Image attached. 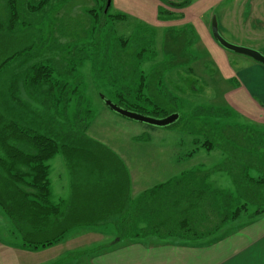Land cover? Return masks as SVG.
Wrapping results in <instances>:
<instances>
[{"label": "trees", "instance_id": "1", "mask_svg": "<svg viewBox=\"0 0 264 264\" xmlns=\"http://www.w3.org/2000/svg\"><path fill=\"white\" fill-rule=\"evenodd\" d=\"M52 2L0 0V206L26 246L35 250L57 245L76 227L70 225L74 221L69 219V211H61L52 201L49 177L50 161L54 157L63 156L73 181L76 178L74 183L85 181L87 187L100 189L102 193H111L118 185L120 173H126L125 164L112 150L88 136L95 113L91 102L79 95L84 90L79 68L91 61L93 71L101 67L99 72L115 77L110 80L119 91V101L115 104L124 109L154 118L176 113L181 117L176 103L179 99L170 92V97L164 96L160 87L163 73L183 65L175 51L168 53L167 62L152 68V76L143 68L150 57L156 58L150 44L148 49L142 45L137 49L123 39L111 52L112 43L108 41L103 55L99 43V47L93 43L90 48L84 44L78 51H74L77 46L68 51L66 47L72 48L70 45L61 50L59 40L50 35L55 46L47 49L54 55L44 58L40 50L50 43L43 33L45 19L41 22L39 16ZM103 2L102 14L107 0ZM183 6L185 4L174 7ZM109 17L112 21L125 20L124 15L111 16L109 11L102 15L105 20ZM100 23L98 21L96 27L99 32L105 26L103 23L100 27ZM81 26L80 22L68 26L71 35L78 36ZM64 28L56 25L54 32L59 31L63 36ZM169 31L180 39V32ZM177 40L172 46L171 42H166V46L176 47ZM57 51L61 52L59 56H56ZM20 84L35 106L20 96ZM75 96H79L77 106L74 113L69 114V105ZM166 98L168 103L163 102ZM3 104H12L15 110L8 113L3 110ZM195 144L196 149L189 156L200 150H219L228 155L222 166L210 172H227L234 191L216 187L215 182L209 181L210 172L205 173L202 168L184 172L174 183L156 187L132 205L126 219L119 222V239L137 238L142 231L144 234L151 229L160 232L171 224L170 235L200 239L220 231L241 216L252 220L264 215L262 136L252 129L225 125L221 136L211 131L205 141L196 139ZM253 170L261 176L254 178ZM252 206L258 208L249 213ZM146 218L149 227L138 232L137 224Z\"/></svg>", "mask_w": 264, "mask_h": 264}, {"label": "rangeland", "instance_id": "2", "mask_svg": "<svg viewBox=\"0 0 264 264\" xmlns=\"http://www.w3.org/2000/svg\"><path fill=\"white\" fill-rule=\"evenodd\" d=\"M67 1L53 0L45 12L39 16L41 22L45 19L43 33L48 43H50L46 47L43 45L44 50H40L44 58L54 55L52 50L47 49L48 47L54 49L55 46L52 44V40H50L51 35L59 40L62 46L61 50L70 45L72 48L66 47L68 51L73 50V47L76 46L77 48L74 51H78L84 44L89 47L90 44L96 43V47H99L100 44L103 55L106 49L105 44L108 41L112 43L110 52L113 46L118 44L121 39L127 40L132 47L137 49H139L140 45H142V48L148 49L150 44L156 58L150 57L144 63L143 68L149 76H152V68H157L159 64H163L169 60L168 53L170 52H177L178 61L183 63L180 67L167 70L160 76L162 93L166 94L164 96L170 97L168 94L170 92L171 96L179 99L176 103L181 115L178 121L166 128L132 121L111 111L103 102L102 96L114 103H118L119 91L117 90V86H113L110 83V80L115 79V77L109 78L102 74V72H99L98 70L101 67L93 71L91 61H88L84 67L78 69V73L84 81V92L81 90L79 95H84L91 102V109L95 113V117L91 121L87 132L88 136L101 140L107 147L116 152L117 155L125 158L130 164L132 172L138 174L144 172L145 175L147 173L151 174L150 181L152 184L164 180L165 177L163 178L162 174V164L164 162L161 163L159 156L162 154L159 151L166 154L175 151V154H180V164H177V162L173 163V167L175 165V173L180 172L181 174L196 168L210 169L211 171L218 165L221 166V163H225V160L223 161L221 151L219 150H215L212 153L203 150L197 156L195 154L189 156V154L196 149V139L202 142L205 141L211 131L221 136V130L225 125H239L240 128L257 131L264 141V122L258 119L256 111L253 112L252 107L249 106L248 110L253 117L245 116L234 107L229 106L227 101L230 100L228 92L236 81L225 79L227 68L228 70L232 68L236 73L242 72V70L250 72L254 65H256V61L252 58L223 48L220 49L221 51H216L211 48L210 44L206 46L202 45V42L201 44L198 43L202 37L194 33L191 27H185V31H178L180 32L178 33L180 39H176L177 48L174 46L171 48L175 43V39L170 41L172 43L171 46L169 44L166 46V43L164 45V38L167 36L165 33L163 34L165 27L154 26L150 22L135 19L126 7L120 9L112 4V8L108 10L110 15H124L126 18L124 21H112L111 17L106 20L102 18V15L108 13L106 11L107 3L103 14L101 13V7L104 4L103 0ZM187 1L188 6L190 4L194 6L199 0H162L158 8L157 19H160L159 21L163 25H169L170 19L180 18V20H185V15L182 12L174 13L173 16L168 8L173 3L180 2L183 4ZM219 1L221 2L216 4V8L213 9L214 16H207L205 19L210 33L212 19L216 17L219 32L226 41L235 46L256 50L264 56V0ZM147 10L150 11L151 9L148 8ZM90 11L96 13L98 17L96 18ZM98 21L101 22L100 27L104 23L103 31L99 32V29H96ZM76 22L82 24V31L78 36H72L68 26L72 27ZM56 25L65 26L63 36L59 31L54 32ZM39 36L42 39L40 33ZM60 53L57 51L56 56H59ZM186 59L188 60L187 62ZM19 87L20 96L31 102L32 106L33 104L35 106L36 104L33 100L27 96L23 84H20ZM78 97L72 98L68 109L69 114L74 113ZM163 102L168 103V99L166 98ZM2 108L8 111V113L15 110L12 104L11 106L3 104ZM170 158L171 156L166 158V162ZM173 158H175L174 155ZM50 165L52 189L54 192H57L59 188L61 189V182L63 180L67 178L66 182H69V175H66L68 170L62 155L54 157L50 161ZM155 176L159 179L154 178ZM213 176L215 180L213 182H216V187L222 189L232 186L230 176H226L224 180L221 179L218 173ZM257 208V206H252L249 213L254 212ZM4 212L0 206V221L1 219H7ZM248 222H250V219L240 220V222L236 223L239 226H243L248 224ZM80 229L82 228H79L77 232H81ZM85 229L105 231L107 233H111L114 230V228L107 227ZM76 230H71L63 237L62 241L70 240V238L74 237L75 233H77ZM229 230L224 229L216 236L207 239L203 238V243H207L213 239L219 240L218 237L224 238L227 236ZM106 238L113 239L114 237L111 235ZM141 238L146 239L145 237ZM187 240L179 241L186 242ZM190 240L189 243L191 244ZM165 243H168V240ZM101 244L104 245L106 243ZM101 247L103 246L97 245L94 247L93 245L89 247L90 249L85 250L84 253H69L55 260L52 264H76V260H79L78 264H84L86 259L76 257L87 255L88 252H92L91 256H93L97 252L93 249H100Z\"/></svg>", "mask_w": 264, "mask_h": 264}, {"label": "crops", "instance_id": "3", "mask_svg": "<svg viewBox=\"0 0 264 264\" xmlns=\"http://www.w3.org/2000/svg\"><path fill=\"white\" fill-rule=\"evenodd\" d=\"M160 2L162 0H111L110 8H112V4L120 9L126 7L135 19L150 22L154 26L165 27L163 34L165 33L167 36L164 38V45L167 40L169 42L173 39L176 40V36H173V33L169 31L170 29L178 32L185 31V27H191L194 33L202 37L198 43L201 44L202 42V45L206 46L210 44L211 48L216 51L222 49L212 38V31L210 33L205 22L207 16H214L213 9L221 1L199 0L194 6L192 4L188 6L187 1L183 3L185 8L174 7L176 5L182 6L183 4L180 2L173 3V5H169L168 10L173 13L182 12L185 15V20H170L169 25H163L160 23V19H157ZM148 8L151 10L148 11ZM226 71V80H236L228 92L230 97V100H227L229 106L234 107L245 116L253 117L248 110V107L251 106L253 112L256 111L258 114V119L264 122V65L256 62L250 72L242 70V72L236 73L232 68H229V70L227 68ZM95 140L104 144L101 140ZM114 153L117 155L116 152ZM159 153L162 154L159 156L161 163L164 162L162 164V174L165 178L156 184H152L150 181L151 174L147 173L145 175L144 172L140 174L132 172L128 161L117 155L125 164L126 173H120L118 185L113 188L111 193L109 191L102 193V191H99L100 189L87 187V183L82 180H77L74 183L76 178L73 181L67 163L63 158L68 170L66 175H69L70 180L67 183L66 178L61 182L60 192H54L51 183L52 201L54 205H59L61 211H69V219L74 221L70 225H76V232L79 228H82L80 229L81 232H72L75 233V236L70 240L61 241L57 245L46 249L35 250L26 246L22 235L4 212L7 219H1L0 221V264H52L55 260L69 253H84L93 245L94 247L97 245L103 247H101L102 249H93L97 251L93 256H91L92 252H88L87 255H79L76 258L86 259L84 264H264V215L250 220L246 225L239 226L236 222L248 219L246 216H241L237 221L228 224L220 231L203 237L207 239L216 236L224 229H230L224 238L218 237L219 240L213 239L207 243H203V238L187 240L176 234L170 235L173 224L168 225L167 229L162 228L160 232L151 229L143 234L140 229L149 227L147 218L137 224L138 232H141V235L139 234L137 238L119 239V222L126 219L127 214L131 212L132 205L156 187L162 184L174 183L175 179L180 178L184 173H175V165L173 167L174 162H177V164L181 162L179 153L175 154V151L170 152L172 154L161 151ZM200 153L201 150L197 151L195 155L197 156ZM173 155L175 158H173ZM221 155L223 161L228 159V155L222 151ZM170 156V160L166 162V158ZM171 164L172 166H170ZM203 172L209 173L210 169H203ZM214 174L216 173L214 172ZM214 174L210 172L209 181L211 183L215 181L213 179ZM218 174L222 180L226 176L229 177L228 173L224 171ZM252 176L257 179L261 175L253 170ZM154 178L158 177L155 176ZM230 182L232 186L222 188V190L234 191L231 179ZM173 190L174 188L172 193ZM174 196H172V199ZM124 225L126 224L124 223ZM129 226H131L130 223ZM93 227L114 228L115 231L113 230V234V232L107 233L85 229ZM75 229H72V231ZM111 235L114 237L113 239L106 238ZM167 240L168 243H165ZM179 240L187 241L181 242ZM189 240L192 242L191 244ZM104 242L106 244H101ZM108 245L110 246L108 247ZM78 261L76 260L75 263L78 264Z\"/></svg>", "mask_w": 264, "mask_h": 264}, {"label": "water", "instance_id": "4", "mask_svg": "<svg viewBox=\"0 0 264 264\" xmlns=\"http://www.w3.org/2000/svg\"><path fill=\"white\" fill-rule=\"evenodd\" d=\"M110 6H111V0H107L106 11L109 10ZM211 31H212V36H213L214 40L222 48H224L228 51L234 52V53H238V54L250 57L254 61H256L257 63L264 65V56L261 53H259L258 51L248 49V48H244V47L235 46V45L230 44L228 41H226L223 38V36L221 35V33L219 32L218 21H217L216 17H213V19H212ZM102 99H103L106 107H108L111 111L117 113L118 115H120L124 118L132 120V121L156 126L159 128H166V127H169L170 125L174 124L179 119V114H177V113L172 114V115L165 117V118H161V119L149 117V116H146L143 114H139V113L124 109V108L118 106L117 104L113 103L109 99H106L104 96H102Z\"/></svg>", "mask_w": 264, "mask_h": 264}]
</instances>
